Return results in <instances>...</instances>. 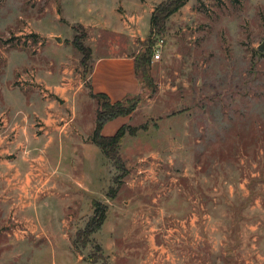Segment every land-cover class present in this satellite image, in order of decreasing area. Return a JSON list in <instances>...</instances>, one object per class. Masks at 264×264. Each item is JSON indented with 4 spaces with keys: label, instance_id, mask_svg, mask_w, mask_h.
Listing matches in <instances>:
<instances>
[{
    "label": "rangeland",
    "instance_id": "374dc122",
    "mask_svg": "<svg viewBox=\"0 0 264 264\" xmlns=\"http://www.w3.org/2000/svg\"><path fill=\"white\" fill-rule=\"evenodd\" d=\"M115 2L0 0V264H264V0H188L148 42L76 23ZM158 40L120 172L89 141L93 64Z\"/></svg>",
    "mask_w": 264,
    "mask_h": 264
},
{
    "label": "crops",
    "instance_id": "0c3cea01",
    "mask_svg": "<svg viewBox=\"0 0 264 264\" xmlns=\"http://www.w3.org/2000/svg\"><path fill=\"white\" fill-rule=\"evenodd\" d=\"M115 4L103 6L108 9L107 12L96 9L94 11L91 9L92 5H83V8L86 6V9H81L83 17L76 23L83 25L86 29L107 32L110 35H124L129 39L139 36L142 41L141 28L144 26V29L148 30L149 24L146 25V28L145 23L142 22L140 28L139 24L146 14L148 17L151 16L155 5L151 8V5H142L140 0H129L126 3L117 0ZM79 6L81 5H76L77 8ZM145 6L149 7L146 11L144 10ZM63 7L64 5L62 9ZM124 17L125 19H123ZM90 77L93 92L106 95L111 103L121 102L127 97L135 96L139 91L133 57L125 54L98 57L94 61ZM124 122L122 118H118L106 124L101 134L106 137L113 136Z\"/></svg>",
    "mask_w": 264,
    "mask_h": 264
},
{
    "label": "trees",
    "instance_id": "16d2710c",
    "mask_svg": "<svg viewBox=\"0 0 264 264\" xmlns=\"http://www.w3.org/2000/svg\"><path fill=\"white\" fill-rule=\"evenodd\" d=\"M188 3V0H165L157 5L151 13L149 20V36L157 38L164 30L166 21L173 15H175L181 8ZM72 45L82 55V63H86L91 57V49L84 47L78 38L73 39ZM154 47V46H153ZM153 47L148 48L144 53H138L133 57L135 76L139 74H148L150 67V61L153 59ZM138 79V78H137ZM90 95L98 103V110L96 113L95 124L92 134L89 137V141L97 146L101 153L113 164L115 169L120 172H124V166L122 159L119 154L120 140L128 132L129 135L133 136L137 129L122 126L113 136L106 137L101 134V131L105 124L118 118L128 116L131 111L128 108V104L132 99L137 96L127 97L121 102L111 103L109 98L104 94H94L90 91ZM93 212L91 217L88 219L81 232L76 235V240L83 238L89 243L90 236L96 233L104 224L107 214V206L99 202L93 203ZM98 252L101 251L100 247L95 246Z\"/></svg>",
    "mask_w": 264,
    "mask_h": 264
},
{
    "label": "built area",
    "instance_id": "2783aa9c",
    "mask_svg": "<svg viewBox=\"0 0 264 264\" xmlns=\"http://www.w3.org/2000/svg\"><path fill=\"white\" fill-rule=\"evenodd\" d=\"M163 40H158V42L153 47V58L154 60H158L160 58L159 48L162 46Z\"/></svg>",
    "mask_w": 264,
    "mask_h": 264
},
{
    "label": "water",
    "instance_id": "95a60500",
    "mask_svg": "<svg viewBox=\"0 0 264 264\" xmlns=\"http://www.w3.org/2000/svg\"><path fill=\"white\" fill-rule=\"evenodd\" d=\"M57 41L59 42V39H57ZM257 50L261 53H264V40L262 41V43L257 47Z\"/></svg>",
    "mask_w": 264,
    "mask_h": 264
},
{
    "label": "bare ground",
    "instance_id": "6f19581e",
    "mask_svg": "<svg viewBox=\"0 0 264 264\" xmlns=\"http://www.w3.org/2000/svg\"><path fill=\"white\" fill-rule=\"evenodd\" d=\"M17 181V180H16ZM23 186V184L21 185V187ZM22 190L24 189V187L23 188H21Z\"/></svg>",
    "mask_w": 264,
    "mask_h": 264
}]
</instances>
